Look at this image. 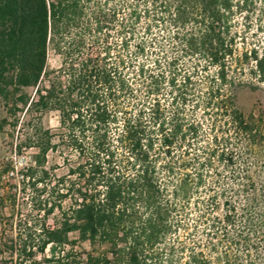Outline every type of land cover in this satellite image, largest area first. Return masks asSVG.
<instances>
[{
  "label": "trees",
  "instance_id": "trees-1",
  "mask_svg": "<svg viewBox=\"0 0 264 264\" xmlns=\"http://www.w3.org/2000/svg\"><path fill=\"white\" fill-rule=\"evenodd\" d=\"M263 11L0 0V133L25 160L0 165V264H264V119L234 100L264 84Z\"/></svg>",
  "mask_w": 264,
  "mask_h": 264
},
{
  "label": "rangeland",
  "instance_id": "rangeland-1",
  "mask_svg": "<svg viewBox=\"0 0 264 264\" xmlns=\"http://www.w3.org/2000/svg\"><path fill=\"white\" fill-rule=\"evenodd\" d=\"M259 9V7H258ZM260 11V10H259ZM261 15V17H260ZM248 40L251 46H256L259 50L264 47V11L263 14L260 12H256L255 16H252L251 19V32H249ZM51 66H57L58 61L56 59L50 60ZM29 93L32 94V90H29ZM234 100L237 108L242 112V114L246 118L254 117L259 118L262 117L264 119V84L258 83L257 81H248L246 84L238 87L234 91ZM8 117L7 113V104L0 97V120ZM19 117L22 118V114H19ZM27 118V117H25ZM24 118V120H25ZM43 125L49 126L50 128H55L58 125L57 115L55 113H49L48 115L43 116L42 119ZM23 124H20L18 133L23 135ZM16 134V133H15ZM12 131L10 128L4 130L3 133H0V165L6 159H12L17 165L18 169L22 168L25 165V160L23 156L16 157L14 155V151L11 149L10 145L12 143L11 140ZM6 183H15L16 181L5 180ZM7 187H4L1 191V194H7ZM6 214L9 216L11 214V210L8 208L6 210ZM51 225L54 224L53 219L49 221ZM76 235H72L71 237H75ZM86 250L89 251L90 247L87 243L80 245L77 250ZM48 253V252H46Z\"/></svg>",
  "mask_w": 264,
  "mask_h": 264
}]
</instances>
